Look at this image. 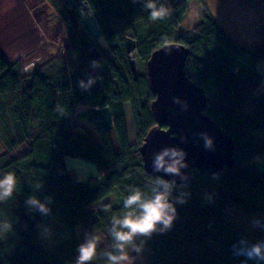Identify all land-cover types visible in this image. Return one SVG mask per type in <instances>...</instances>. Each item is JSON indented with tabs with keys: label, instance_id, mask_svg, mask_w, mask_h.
Wrapping results in <instances>:
<instances>
[{
	"label": "trees",
	"instance_id": "16d2710c",
	"mask_svg": "<svg viewBox=\"0 0 264 264\" xmlns=\"http://www.w3.org/2000/svg\"><path fill=\"white\" fill-rule=\"evenodd\" d=\"M85 1L100 22L114 56L112 59L101 50L110 63L103 77L92 68L89 53L98 43L68 0H47L64 22L66 49L59 46L45 64L27 72H23L20 60L11 63L0 51V172L12 171L18 181L13 198L0 203V220L13 224L12 231L0 237V264H75L76 238L64 239L53 247L41 245V225L55 217L66 226H81L85 234L94 232L100 242L92 264H106L101 253L111 250L113 244L108 232L111 218L127 211L123 201L131 188L151 194L150 185L156 177L144 168L140 146L156 123L151 110L156 95L147 72L139 68L133 72L127 41L139 32L144 34L140 43H133L139 61L146 62L153 50L164 44L177 42L191 49L185 69L207 92L205 113L233 136L236 155L232 166L218 172L217 178L194 170L190 181L184 183L187 187L181 189L179 185L184 184H179L173 192V201L182 191L190 193L186 203H176L173 226L150 237H137L135 243L144 245L140 254L147 256V264H181L171 261V256L179 254L182 244L197 242L203 248V237H223L222 253L208 250L215 257L213 264H242L245 257L235 254L240 236L231 230L220 207L235 203L254 214L264 213V161L257 160L264 152V91L255 95L263 81L256 66L264 60V43L257 49L239 43L210 15L193 28L183 29L190 0H161L170 15L157 21L150 19L142 0L79 3ZM88 75L96 78V86L83 91L78 81ZM126 102L131 105L136 127L134 144L128 138ZM79 105L89 110L79 112L77 118L92 121L94 107L109 106L114 128L99 132L98 141L71 117ZM113 135L118 150L114 149ZM70 157L93 163L103 181L81 177L67 162ZM38 184L42 186L37 190ZM201 188L211 190L205 202ZM30 195L42 201L51 197V213L30 210L25 203ZM111 195H116L114 201L101 204ZM94 204L99 206L87 210ZM259 240L264 237L250 243ZM137 254L129 249V255ZM183 264L212 263L199 254Z\"/></svg>",
	"mask_w": 264,
	"mask_h": 264
},
{
	"label": "rangeland",
	"instance_id": "374dc122",
	"mask_svg": "<svg viewBox=\"0 0 264 264\" xmlns=\"http://www.w3.org/2000/svg\"><path fill=\"white\" fill-rule=\"evenodd\" d=\"M188 6L182 24L183 29L193 28V25L201 22L205 15H210L215 17L217 22L239 43L252 49H257L261 43H264V0H190ZM64 28V22L60 20L47 0H0V51L11 63L20 60L23 72L32 70L37 65L45 64L52 55H55L59 46L64 49L68 47ZM143 35V32L136 34V37L132 39L133 43L138 45ZM133 51L132 55L136 57L137 69L146 72L147 62L139 61L136 49ZM105 53L114 59L113 53H110L109 50ZM256 68L263 78L255 94L259 96L264 91V60L260 61ZM123 106L128 138L130 143L134 144L137 137L131 105L126 102ZM87 110L89 107L79 105L76 113L71 117L88 129L99 141L96 120L77 118L79 112ZM251 112L253 113V110ZM1 140L0 138V150ZM114 143H116L115 135H113V146L118 150ZM259 159L264 161V152L257 157V160ZM67 162L80 172L81 177L92 178L90 180L92 182L95 179L103 181V177L99 175V171L93 163L74 157L68 158ZM210 194V189L201 188L200 195L204 202ZM115 198L116 195L108 196L101 204L106 200L114 201ZM98 206V204H94L87 210L93 211ZM220 209L230 224L231 230L236 231L240 236V240L246 238L249 242H253L264 237V229L254 227L252 224L254 219L264 221V213L256 212L254 214L235 203H227ZM41 226L39 236L43 247H53L57 242L68 238H76L79 246L84 242L86 235L81 226H66L56 217ZM48 230H50V234ZM222 236L226 237V234L224 233ZM222 238L217 240L212 237H203L202 242L206 245L203 248L197 242L182 244L177 250L179 254L171 256V261L183 264L188 257L192 260L202 254L206 260L213 264L215 257L208 250L222 253ZM147 262L146 255L137 254L129 255V260L125 264H147Z\"/></svg>",
	"mask_w": 264,
	"mask_h": 264
},
{
	"label": "water",
	"instance_id": "95a60500",
	"mask_svg": "<svg viewBox=\"0 0 264 264\" xmlns=\"http://www.w3.org/2000/svg\"><path fill=\"white\" fill-rule=\"evenodd\" d=\"M68 1L76 8L81 22L98 43V47H94L89 53L92 61L99 62L100 66L95 68L97 75L103 77L109 70L110 63L101 50L105 52L109 50V42L100 22L90 10L88 2L79 4V0ZM127 41L128 52H131L132 69L136 73V57L132 55L134 44L130 36ZM190 52L191 49L185 44L173 42L153 50L146 61L148 83L156 95L151 102L156 123L145 135L140 153L144 160V168L149 174L155 177L163 176L168 180L175 179L177 185L188 183L194 170L214 175L226 166L231 167L236 155L233 136L225 133L222 126L205 113L208 106L207 92L189 77L185 69ZM88 78L89 75L83 79ZM95 86L94 84L91 89ZM176 97L180 98L181 103H174ZM184 102L187 103V110L184 108ZM93 118L99 132L114 128V117L109 106L94 107ZM201 132H207L214 138V150L204 148V141L199 136ZM165 147H178L187 153L188 167L182 170L188 177L187 181L181 180L178 176L153 172L152 158Z\"/></svg>",
	"mask_w": 264,
	"mask_h": 264
},
{
	"label": "clouds",
	"instance_id": "9594fccd",
	"mask_svg": "<svg viewBox=\"0 0 264 264\" xmlns=\"http://www.w3.org/2000/svg\"><path fill=\"white\" fill-rule=\"evenodd\" d=\"M139 2V0H134ZM143 8L149 10L150 19L153 21L162 20L170 15V10L161 3V0H142ZM93 69L99 67L98 61H92ZM96 78L89 75L87 80L80 79L78 86L83 91H88L96 83ZM174 103H181L179 97L174 98ZM184 108L187 110V103L184 102ZM58 112L63 114V109L57 106ZM204 141L206 150H214V138L207 132L199 133ZM186 139V138H183ZM187 153L178 147H165L154 154L152 158V169L155 173H164L173 177H180L181 180L187 181L188 177L183 174L182 170L188 167L186 161ZM219 174H214L217 178ZM17 177L12 171L0 172V203L13 198L17 189ZM42 185H36L39 189ZM178 187L175 179L168 180L163 176H157L154 183L150 185V195L143 192L140 188H131L128 195L123 201V208L127 211L121 216L111 218V226L108 229L109 235L113 241L111 250H105L101 253L106 260V264H125L129 260V249L140 254L143 251V244H136L137 237H150L154 232H165L169 230L177 217L176 203H186L190 195L187 191H182L172 200V195ZM181 189L187 187L186 184L179 185ZM52 198L48 197L42 201L36 195H30L25 201L30 210H36L43 215H49L51 208L49 204ZM254 227L264 229V221L254 219ZM13 224L10 220H0V237L11 232ZM49 234H50V230ZM100 238L94 233H86L84 242L78 246V255L75 264H92L97 258V248ZM235 254L245 257L242 264H248L253 261L254 264H264V240L250 243L246 238L239 242ZM235 247V246H234Z\"/></svg>",
	"mask_w": 264,
	"mask_h": 264
}]
</instances>
